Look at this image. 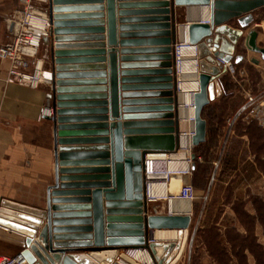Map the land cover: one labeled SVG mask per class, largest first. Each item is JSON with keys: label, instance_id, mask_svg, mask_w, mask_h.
<instances>
[{"label": "water", "instance_id": "obj_1", "mask_svg": "<svg viewBox=\"0 0 264 264\" xmlns=\"http://www.w3.org/2000/svg\"><path fill=\"white\" fill-rule=\"evenodd\" d=\"M65 1L50 0L51 30L43 39L53 74L49 98L54 115L45 118L53 125L55 184L48 189L46 209L2 200L0 225L25 237L22 254L28 264H112L118 252L127 249L147 250L154 264H173L192 218L150 214L144 162L148 153L172 154L180 148L175 46L181 26L177 24L176 7L209 9V23H189V42L197 46L199 58L192 138L193 147H197L207 140L203 111L223 93L221 80L226 69L219 60L239 64L245 60L241 53L246 51L261 55L264 61L259 31L247 32L264 0H145L150 2H143L139 11H129V6L120 4V16L125 17L119 21L121 39H140L122 40L121 45L142 43L151 47L137 51L139 56L135 57L126 56L130 52L122 50L121 58L113 47L118 29L116 0H106V19L100 15L98 20L86 22L97 27L90 30L96 33L104 32L107 23L111 48L99 45L94 50L71 51L65 50L61 38L68 31L59 14V6ZM95 2L101 5L104 0ZM131 22L144 23L135 27L142 32L128 33L134 28L129 26ZM81 56H108V66L95 74L104 79L103 85L109 83V88L99 89L109 93L99 97L102 101L68 102L74 99L69 94L75 88H69L73 83L66 79L77 75L73 71ZM82 107L101 108L74 109ZM163 230L178 231L177 242H151L152 233ZM120 258L138 264L125 253Z\"/></svg>", "mask_w": 264, "mask_h": 264}, {"label": "crops", "instance_id": "obj_2", "mask_svg": "<svg viewBox=\"0 0 264 264\" xmlns=\"http://www.w3.org/2000/svg\"><path fill=\"white\" fill-rule=\"evenodd\" d=\"M143 2H150L145 0H128L120 2L116 0V18H117V41L113 47L117 50L118 58H121V51L128 50L126 56H139L136 53L149 47L148 44L130 43L125 46L121 45L122 40L135 42L139 38L121 39L120 34V19L125 18L120 16L122 11L120 4L129 6V11H139ZM18 5V0H0V46L9 41L8 22L14 15ZM64 21L67 22L65 34L61 35L63 39V46L65 50H94L99 45H104L107 49L111 48L108 39L107 23L105 31L96 33L90 30L97 28L95 25H90L86 22L98 20L97 18L103 16L106 19V0L99 5L95 0H66L64 4L59 6ZM102 9V10H101ZM186 8L176 7L177 24L182 26L183 23L181 12ZM254 23L248 29L258 30L259 38L258 45L264 47V7L254 12ZM129 18H139L129 17ZM134 20V19H133ZM85 22V23H84ZM189 22V15L186 18V23ZM236 22L232 23L234 27ZM144 23L131 22L129 26L134 28L129 29L128 33L142 32L136 29ZM184 25V24H183ZM87 30V31H86ZM240 54V53H237ZM259 55V54H257ZM73 58V57H71ZM80 64L76 65L75 77L66 79L73 84L69 88L73 89L69 96H72L73 103L83 102H99L102 96H107L108 92L99 91L100 88H109V83L103 85V78H98L95 74L99 70L108 66V56L98 57H77ZM259 60V64H254L252 60ZM39 60L44 66V70L52 72V65L49 56V49L42 46L39 54ZM104 60V61H103ZM107 60V61H106ZM137 63V62H136ZM236 65L240 76L246 77L248 64L253 67L260 77V85H264V61L261 55L255 57L250 56ZM7 63H0V203L2 200H9L17 204L29 206L38 209L47 208V195L49 187L55 184V156H54V136L52 122L41 115V108L47 105L48 98L52 94V85L41 84L36 88H31L25 84H7L5 82L7 77ZM136 70V69H132ZM246 73L243 75V73ZM227 75V74H226ZM225 75V76H226ZM109 79V78H108ZM227 88L228 103L225 100L218 98L217 103L225 102L231 110L234 105L232 95L231 82H224V77L221 80V86ZM98 90V91H97ZM223 91V90H222ZM224 92L222 93V96ZM256 97L264 96V86L261 91L255 93ZM221 96V97H222ZM264 98V97H263ZM215 100V101H216ZM109 101V100H107ZM52 104V100L50 101ZM101 107L91 108H74V109H99ZM233 112V111H232ZM236 112L233 113L235 116ZM111 116V114H110ZM233 116V118H234ZM231 118L226 116L224 118ZM242 126L248 127L256 124L255 122L248 125L243 122ZM237 122L231 126L232 133L235 131ZM182 128V125H181ZM75 168V167H67ZM182 183H189V178L185 177L181 180ZM178 191L177 189H174ZM172 190L170 189V192ZM70 198V197H64ZM25 248V237L19 233L10 231L6 228L0 227V255L6 257H14L22 252ZM120 260V259H118Z\"/></svg>", "mask_w": 264, "mask_h": 264}, {"label": "rangeland", "instance_id": "obj_3", "mask_svg": "<svg viewBox=\"0 0 264 264\" xmlns=\"http://www.w3.org/2000/svg\"><path fill=\"white\" fill-rule=\"evenodd\" d=\"M18 7L19 5H17L16 10ZM181 15L183 20L181 25H185L188 11L184 9L181 12ZM178 41H180V38ZM246 55L247 58L249 55L255 57L259 56L252 52H249ZM248 66L251 69H247L246 77L240 76L238 69L234 76L229 74L224 76V82H231L230 86H232V95L235 96L233 99L234 105L231 106V110L223 101L221 103L209 105L211 109L214 108L218 111L223 109L225 115L230 116L231 118L229 119H232L234 116L233 113L236 112V116L240 110L247 105L249 94L256 97L254 94L260 92L264 85H260L259 73L253 69L251 65L248 64ZM245 74L246 73L244 72L243 75ZM226 101L228 103V99H226ZM257 106L258 104H255L250 107L245 114H249L248 111H254L256 108L254 122L257 127L264 132V111H259ZM245 114H242L236 121V129L225 146L224 158L229 156V167L220 169L216 178H211L209 188L202 190V185H199L198 188L194 185L196 188L197 199L192 204V223L186 233L184 246L177 254L173 264H219L209 254L203 239L198 234V229L204 221H207L208 217L211 223L215 222L219 224L218 226L221 228L223 234H225L226 228L238 227V232L241 237L240 240L238 239L237 245L241 246L240 248H237L236 251H231L230 247H228L229 256L227 259L231 260L229 264H256L253 255L250 253L244 255L242 249L244 245L254 243H256V246H259V248L255 247L254 249L256 255L264 260V149L259 151L257 155L252 152L253 150L250 148V140L245 133V127L239 123L242 116ZM229 119L228 117L226 118L224 128L225 133L231 128L228 122ZM222 143V145H225L224 141H222ZM218 168L219 163H215V171ZM193 177L194 171L193 175L188 177L189 183L192 185ZM181 185V178L174 177L171 181V185H169V193L171 189L173 195L177 194ZM174 189H177L178 191ZM236 206L240 212L245 210L255 219L254 225L251 227L253 230L250 233L246 232L244 227L240 226L239 219L234 211ZM155 208L159 213L158 215H168L169 201L165 200L158 204L151 205V212L156 213L154 211ZM208 208L209 212H206ZM232 234L235 235L237 232H232ZM172 242L173 241H168L165 243ZM175 242H177V240ZM224 244L227 245L226 242ZM122 253V251L118 252L117 257L112 264H115L118 259L121 260L120 254Z\"/></svg>", "mask_w": 264, "mask_h": 264}, {"label": "built area", "instance_id": "obj_4", "mask_svg": "<svg viewBox=\"0 0 264 264\" xmlns=\"http://www.w3.org/2000/svg\"><path fill=\"white\" fill-rule=\"evenodd\" d=\"M50 0H18V9L8 22L9 29V41L0 46V63H7V77L5 82L7 84H25L31 88H36L41 84L52 85L53 74L47 72L43 68V64L40 67L39 54L43 46V39L49 36L51 30V23L49 19V6ZM209 23V20H208ZM180 41L175 46L177 68H178V49ZM190 43V42H189ZM195 50L198 54V48L196 45ZM222 66L226 69V74L234 76L237 68L233 62L225 63L219 60ZM199 66V58L197 60ZM264 96L253 97L248 95V103L240 112L232 119H229V126L231 127L240 118L242 114H245L247 110L258 104L257 109L264 111ZM51 98H48L47 105L41 108V115L43 117H53L54 109L50 103ZM249 114H245L243 122L248 125L254 123V116L256 115V108L254 111H248ZM257 117V116H256ZM259 118V117H258ZM191 155L184 160L185 166H180L178 162H175V168L170 169L171 159H160L158 156L168 153L152 152L145 156L144 162V175L146 185V199L148 204L154 205L162 201H170L172 198H179L182 200L190 201L192 204L197 199L196 190L191 183H182L178 194L173 195L169 193L168 196L155 197L150 194V188L154 186V181L166 179V184L171 185V181L174 177H179L181 180L185 177H191L193 175V161L195 156ZM177 153V152H176ZM174 154V153H172ZM201 160V157L198 158ZM156 213L150 214L158 215V211L155 208ZM169 215H173L171 211ZM192 214V212H191ZM190 214V215H191ZM1 228H4L0 225ZM119 262V260H116ZM115 262V263H116ZM0 264H28L27 259L22 254L18 253L14 257H6L0 255ZM100 264V263H99Z\"/></svg>", "mask_w": 264, "mask_h": 264}, {"label": "trees", "instance_id": "obj_5", "mask_svg": "<svg viewBox=\"0 0 264 264\" xmlns=\"http://www.w3.org/2000/svg\"><path fill=\"white\" fill-rule=\"evenodd\" d=\"M222 90L224 95L221 97V100H225L228 95L226 94L227 88H225L223 84ZM217 102L218 100L211 104H215ZM203 118L207 120L208 124L207 140L206 143L194 147L193 149V155L195 156L193 161V187L195 190V186L198 188L199 185L203 186L201 188L202 190L209 188L211 178H216V175L220 172V169L229 167V156L224 158V152L227 141L231 137L233 128H230L227 133L224 132L226 118H224L223 109L218 111L207 106L203 111ZM239 123L242 124V121H239ZM244 129L250 140V148L253 150L252 152L257 155L259 151L264 149V132L258 128L256 124L245 127ZM222 141L225 142V145H222ZM199 156L202 158V160L198 159ZM215 163H219V168L216 171ZM234 211L239 219L240 226L244 227L246 232L250 233L253 230L251 227L254 225L255 219L251 217L245 210L240 212L237 206ZM206 212H209V208ZM218 225L219 224L215 222L211 223L208 217L207 221H204V223L198 229V234L203 239L209 254L219 264H229L231 260L227 259L229 256L228 247H230L231 251H236L237 248H240L241 245H237V241L238 239L240 240L241 236L238 232V227L226 228L225 234H223L221 228ZM232 232H237V234L233 235ZM225 242L227 245L224 244ZM255 247L259 248V246H256V243L244 245V247H242L243 254L247 255V253H250L256 260V264H264V260L260 258V256L258 257L256 255L254 250Z\"/></svg>", "mask_w": 264, "mask_h": 264}, {"label": "bare ground", "instance_id": "obj_6", "mask_svg": "<svg viewBox=\"0 0 264 264\" xmlns=\"http://www.w3.org/2000/svg\"><path fill=\"white\" fill-rule=\"evenodd\" d=\"M189 22L180 28V45L178 49V78H179V98L181 107V140L177 153L163 154L160 159H171L170 169H174L175 162L180 166H185V162L193 148L192 138L194 136V105L193 95L199 89V66L197 64L198 54L195 46L189 43V23L202 20L208 23L209 9L201 7H190L188 10ZM42 62H40V67ZM150 194L155 197L169 196V184L166 179L154 181V186L150 188ZM178 194V193H177ZM169 210L173 215H190L192 203L182 199H171ZM151 242H175L178 240V231H156L151 235ZM138 264H154L150 253L144 249H127L122 251ZM131 264L123 259L115 264ZM104 264V263H100Z\"/></svg>", "mask_w": 264, "mask_h": 264}, {"label": "flooded vegetation", "instance_id": "obj_7", "mask_svg": "<svg viewBox=\"0 0 264 264\" xmlns=\"http://www.w3.org/2000/svg\"><path fill=\"white\" fill-rule=\"evenodd\" d=\"M246 54H247L246 51L241 53V55H243L245 57V59H247V55Z\"/></svg>", "mask_w": 264, "mask_h": 264}]
</instances>
